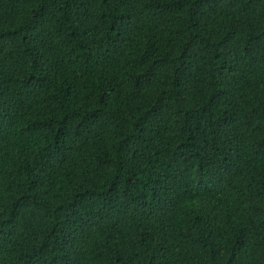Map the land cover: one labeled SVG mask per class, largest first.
Segmentation results:
<instances>
[{
    "label": "trees",
    "instance_id": "16d2710c",
    "mask_svg": "<svg viewBox=\"0 0 264 264\" xmlns=\"http://www.w3.org/2000/svg\"><path fill=\"white\" fill-rule=\"evenodd\" d=\"M0 264H264V0H0Z\"/></svg>",
    "mask_w": 264,
    "mask_h": 264
}]
</instances>
